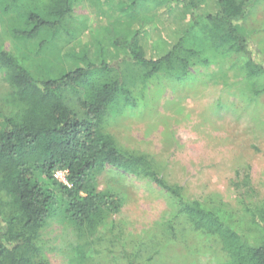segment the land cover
<instances>
[{
	"label": "rangeland",
	"instance_id": "1",
	"mask_svg": "<svg viewBox=\"0 0 264 264\" xmlns=\"http://www.w3.org/2000/svg\"><path fill=\"white\" fill-rule=\"evenodd\" d=\"M46 1L0 0V49L52 77L101 61L118 65L126 80H133L135 90L128 89L136 105L111 110L104 131L123 148L147 156L157 176L179 186L185 199L216 200L224 221L250 244L264 239L251 223L264 209V75L250 79L243 59L216 51L200 28L186 37L184 47L198 51L203 61L192 60L185 74L147 79L144 70L124 64L126 55L112 41L159 22L165 5L154 0L137 3L128 14L121 12L128 0H74L59 29L23 37L31 29L25 24L28 14L46 18ZM239 28L264 61V0L248 6ZM181 29L178 24L170 34L144 33L157 50L154 58L177 41ZM9 92L0 68L1 114ZM56 175L64 182L63 174ZM97 177L99 190L120 199L119 212L85 236L51 217L40 235L48 264H223L218 244L193 233L181 216L170 231L178 209L153 182L110 167Z\"/></svg>",
	"mask_w": 264,
	"mask_h": 264
},
{
	"label": "trees",
	"instance_id": "2",
	"mask_svg": "<svg viewBox=\"0 0 264 264\" xmlns=\"http://www.w3.org/2000/svg\"><path fill=\"white\" fill-rule=\"evenodd\" d=\"M146 1L128 0L121 12L128 14ZM154 1L165 5L159 22H147L131 36L112 41L126 55L124 64L144 70L147 79L185 74L192 60L203 61L198 51L184 47L186 37L200 28L216 51L243 59L250 79L264 75L261 53L239 28L254 0ZM46 2V18L28 14L25 24L31 29L23 37L59 29L74 5V0ZM208 9L212 11L203 15ZM178 24L181 36L154 58L157 50L144 33L149 29V34H170ZM0 68L10 89L7 111L0 113V264H48L40 235L51 217H59L79 236L107 225L122 203L116 194L97 187V176L106 167L151 181L164 191L178 209L168 224L170 231L181 216L193 233L218 244L223 264H264V239L250 244L224 221L223 206L214 204L216 200L204 204L185 199L179 186L157 176L147 156L123 148L104 131L111 110L136 105L137 97L128 89L133 80L127 81L118 65L101 61L52 77L31 71L0 49ZM251 223L264 233V209L251 216Z\"/></svg>",
	"mask_w": 264,
	"mask_h": 264
},
{
	"label": "built area",
	"instance_id": "3",
	"mask_svg": "<svg viewBox=\"0 0 264 264\" xmlns=\"http://www.w3.org/2000/svg\"><path fill=\"white\" fill-rule=\"evenodd\" d=\"M61 174V173H60ZM56 178H57V175H56Z\"/></svg>",
	"mask_w": 264,
	"mask_h": 264
}]
</instances>
